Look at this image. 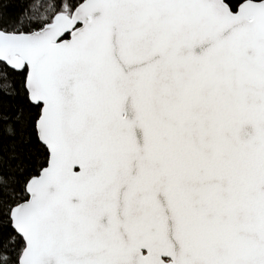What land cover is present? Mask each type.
Instances as JSON below:
<instances>
[{"label": "snow or ice", "instance_id": "obj_1", "mask_svg": "<svg viewBox=\"0 0 264 264\" xmlns=\"http://www.w3.org/2000/svg\"><path fill=\"white\" fill-rule=\"evenodd\" d=\"M0 264H264V0H0Z\"/></svg>", "mask_w": 264, "mask_h": 264}]
</instances>
